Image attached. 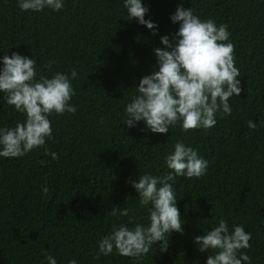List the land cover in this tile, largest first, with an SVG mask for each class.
<instances>
[{"label":"trees","instance_id":"16d2710c","mask_svg":"<svg viewBox=\"0 0 264 264\" xmlns=\"http://www.w3.org/2000/svg\"><path fill=\"white\" fill-rule=\"evenodd\" d=\"M152 30L129 20L124 0H64L60 11H21L18 0H0V69L5 55L35 59L39 75H70L75 114L49 116L53 136L45 148L20 158L0 157V264H206L195 238L225 219L251 233V248L241 250L251 264H264V0H142ZM178 6L201 20L228 25L240 71V96L228 103L230 116L216 114L205 131L184 133L179 124L168 134L124 124L125 107L140 80L158 70L154 49L161 37L179 29L170 17ZM53 62L49 67V62ZM0 92V128L15 127L25 116L8 106ZM257 124L248 127V121ZM101 121H103L101 123ZM182 141L209 162L199 178L178 177L173 184L181 233L172 232L168 249L160 243L139 261L115 249L96 259L98 240L113 226H145L148 210L128 183L139 175L162 176L164 157ZM44 161V164H41ZM42 186L49 188L42 194ZM149 208L151 205L148 206ZM113 208H131L128 217Z\"/></svg>","mask_w":264,"mask_h":264},{"label":"clouds","instance_id":"9594fccd","mask_svg":"<svg viewBox=\"0 0 264 264\" xmlns=\"http://www.w3.org/2000/svg\"><path fill=\"white\" fill-rule=\"evenodd\" d=\"M21 11L42 12L45 8L60 11L64 0H18ZM129 20L152 30L156 35V25L145 20L149 11L142 0H124ZM179 29L170 41L167 35L161 37L162 48L154 49L158 70L143 77L137 94L125 107L124 124L134 128L143 121L146 130L152 133L168 134L169 128L177 124L184 133L198 129L205 131L217 123L216 114L230 116L232 109L228 103L233 96H240V71L235 66V46L229 42L228 25L211 19L201 20L193 9L178 6L170 17ZM53 62H49V67ZM0 69V92L4 101L15 111L25 116L24 121L16 122L15 127L0 128V157L20 158L29 152L45 148L46 140L53 136L49 116L65 113L75 114L76 106L70 104L75 90L72 80L78 71L70 75L54 73L51 78L39 75L35 59L13 53L5 55ZM103 121H101L102 123ZM250 129L257 124L248 121ZM45 155L58 160L57 153L45 148ZM44 164V161H41ZM168 171L162 176L139 175L138 182L129 179L128 183L137 191L139 205L148 210L149 223H137L133 228L127 224L113 226L110 234L101 237L96 259L101 255L116 253L139 261L153 246L160 243L161 252L168 249L172 232L181 233L180 211L177 208L176 193L173 188L178 177L188 179L203 177L209 162L201 157L198 150L177 141L173 151L164 157ZM49 188L42 186V194ZM151 205L149 208L148 206ZM131 208H113L112 216L128 217ZM252 235L243 226L234 225L229 231L227 221L220 219L218 226L195 238L199 252H209L206 264H251V257L241 250L250 249ZM48 264H57L56 258L46 253ZM68 264H77L72 259Z\"/></svg>","mask_w":264,"mask_h":264}]
</instances>
